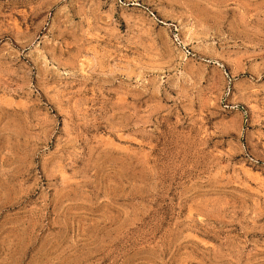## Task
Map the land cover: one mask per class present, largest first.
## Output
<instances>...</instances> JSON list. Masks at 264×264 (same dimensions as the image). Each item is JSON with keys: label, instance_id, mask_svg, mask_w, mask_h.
<instances>
[{"label": "rangeland", "instance_id": "obj_1", "mask_svg": "<svg viewBox=\"0 0 264 264\" xmlns=\"http://www.w3.org/2000/svg\"><path fill=\"white\" fill-rule=\"evenodd\" d=\"M0 264H264V0H0Z\"/></svg>", "mask_w": 264, "mask_h": 264}]
</instances>
